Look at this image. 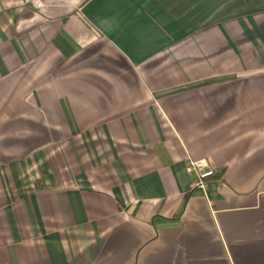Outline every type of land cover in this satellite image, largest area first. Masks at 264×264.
Segmentation results:
<instances>
[{
	"label": "crops",
	"instance_id": "0c3cea01",
	"mask_svg": "<svg viewBox=\"0 0 264 264\" xmlns=\"http://www.w3.org/2000/svg\"><path fill=\"white\" fill-rule=\"evenodd\" d=\"M43 2L0 0V264H264V0Z\"/></svg>",
	"mask_w": 264,
	"mask_h": 264
},
{
	"label": "built area",
	"instance_id": "2783aa9c",
	"mask_svg": "<svg viewBox=\"0 0 264 264\" xmlns=\"http://www.w3.org/2000/svg\"><path fill=\"white\" fill-rule=\"evenodd\" d=\"M30 2V0H27ZM188 168L195 175L194 186L206 188V179L214 175L215 170L208 164L205 159L190 158Z\"/></svg>",
	"mask_w": 264,
	"mask_h": 264
},
{
	"label": "clouds",
	"instance_id": "9594fccd",
	"mask_svg": "<svg viewBox=\"0 0 264 264\" xmlns=\"http://www.w3.org/2000/svg\"><path fill=\"white\" fill-rule=\"evenodd\" d=\"M19 2L23 4L26 2V0H19ZM30 2L32 3L33 7H36L40 10H43L45 8L43 0H30ZM8 6H12L11 3H9Z\"/></svg>",
	"mask_w": 264,
	"mask_h": 264
}]
</instances>
